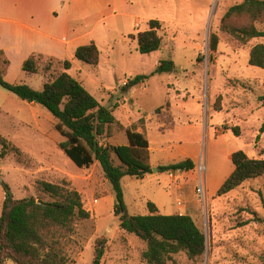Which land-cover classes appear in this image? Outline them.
<instances>
[{
	"label": "rangeland",
	"instance_id": "374dc122",
	"mask_svg": "<svg viewBox=\"0 0 264 264\" xmlns=\"http://www.w3.org/2000/svg\"><path fill=\"white\" fill-rule=\"evenodd\" d=\"M111 1L116 16L99 24L102 7L96 3H83L75 10V30L83 35L91 31L90 40L98 44L100 55L97 66L73 58L68 73L101 106L114 109L121 124H135L149 141L155 171L141 179L121 180L127 212L145 215L150 201L166 207L163 215L177 209L191 216L205 236L206 251L195 260L177 254L167 264H262L264 223L253 219L264 217V178L245 182L221 197L212 194L233 171L232 153L243 151L248 157L264 158V132L260 130L264 123V69L248 64L250 48L263 40L239 46L219 29L226 10L241 0ZM149 20L160 22L162 41L159 50L142 55L135 38L148 30ZM259 29L264 30V25ZM212 34L219 41L214 54L208 47ZM80 42L89 44V38ZM163 60L173 61L172 73L156 72ZM42 65L37 75L26 76L13 59L5 80L40 91L44 82L61 71L53 65L50 72H44ZM137 76L147 79L122 92V83ZM218 96L222 98L220 112L213 108ZM167 102L169 107H165ZM55 125L47 110L0 88V136L8 144L6 148L0 145V214L2 184L15 199L51 201L39 190V182L75 191L89 218L75 219L71 234L59 231L55 235L70 263L92 264L95 240L105 237L107 246L100 264H144L141 254L146 245L119 228L111 185L100 166L95 162L88 169L76 167L59 148L65 139ZM233 127H238V137ZM110 143L126 145L127 140L119 133ZM200 156L205 165V207L195 193ZM188 160L193 163L190 170H160Z\"/></svg>",
	"mask_w": 264,
	"mask_h": 264
},
{
	"label": "trees",
	"instance_id": "16d2710c",
	"mask_svg": "<svg viewBox=\"0 0 264 264\" xmlns=\"http://www.w3.org/2000/svg\"><path fill=\"white\" fill-rule=\"evenodd\" d=\"M264 0H241L230 6L220 19L219 29L231 37L236 45L244 46L254 39L262 43L253 45L249 50V66L264 69ZM161 24L157 20L148 21V30L136 35L137 51L149 55L159 50L161 37L158 32ZM218 37L209 38V52L214 54L218 46ZM99 49L93 42L75 50L74 58L84 64L97 66ZM41 64L44 72H50L53 65L61 71L43 84L40 91L26 84H11L5 80L9 60L0 50V88L15 95L23 102L39 105L56 120L55 130L65 139L59 148L80 169H88L95 162L100 166L104 179L111 185L114 195L113 214L119 228L134 235L145 243L141 254L144 264H167L172 256L184 254L189 260H195L206 251L203 232L196 226L188 214L163 215L156 205L146 202L145 215H131L127 212L121 180L124 177L141 179L152 173L150 164L149 141L144 132H139L132 124L124 126L113 112L103 107L82 84L68 71L72 67L69 59L54 61L52 58L32 54L21 65L26 76L39 73ZM175 66L172 60H163L156 72L172 73ZM146 76H137L126 82L122 92L126 93L134 86L144 82ZM264 106V98L261 99ZM222 98L218 96L213 104L214 111L220 112ZM117 104L114 108H117ZM169 107V103L165 104ZM159 108L156 110L159 112ZM239 136L238 127L231 128ZM264 132V123L261 126ZM122 133L126 145H113L110 139ZM258 139V137L256 138ZM0 145L8 146L0 136ZM233 171L215 192L221 197L234 191L248 181L264 178V158L248 157L243 151L231 154ZM193 168L191 161H184L164 167L162 171H183ZM4 201L0 214V264H71L59 247L56 232H73L75 219L87 220L89 213L83 209L80 196L57 185L39 182L38 188L52 200L44 201L34 197L15 199L6 184ZM264 223V217L253 219ZM107 241L98 237L94 243L92 264H100L104 256ZM264 264V260L262 261Z\"/></svg>",
	"mask_w": 264,
	"mask_h": 264
},
{
	"label": "crops",
	"instance_id": "0c3cea01",
	"mask_svg": "<svg viewBox=\"0 0 264 264\" xmlns=\"http://www.w3.org/2000/svg\"><path fill=\"white\" fill-rule=\"evenodd\" d=\"M87 2L102 7L97 24L115 15L111 12V0H0V50L9 60L6 73L13 59L21 67L32 54L72 60L78 47L88 45L80 42L82 38H89L88 43L93 42L98 47L95 40H90L91 31L84 36L75 30V10ZM150 164L152 166L151 159ZM154 204L163 214L166 207ZM174 214L186 212L178 213L176 209Z\"/></svg>",
	"mask_w": 264,
	"mask_h": 264
},
{
	"label": "built area",
	"instance_id": "2783aa9c",
	"mask_svg": "<svg viewBox=\"0 0 264 264\" xmlns=\"http://www.w3.org/2000/svg\"><path fill=\"white\" fill-rule=\"evenodd\" d=\"M196 187H195V193L197 196V199L203 207L206 206V200H207V192H206V186H205V165L203 163L202 156L199 157L198 164L196 165ZM97 200H94V203H96ZM177 205L181 207V202L178 201Z\"/></svg>",
	"mask_w": 264,
	"mask_h": 264
},
{
	"label": "water",
	"instance_id": "95a60500",
	"mask_svg": "<svg viewBox=\"0 0 264 264\" xmlns=\"http://www.w3.org/2000/svg\"><path fill=\"white\" fill-rule=\"evenodd\" d=\"M155 171V169L154 168H152V172H154Z\"/></svg>",
	"mask_w": 264,
	"mask_h": 264
}]
</instances>
